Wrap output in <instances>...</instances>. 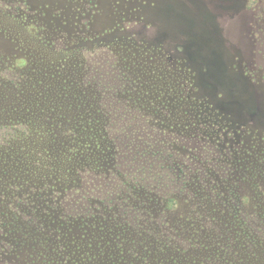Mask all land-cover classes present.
Segmentation results:
<instances>
[{"label":"rangeland","instance_id":"obj_1","mask_svg":"<svg viewBox=\"0 0 264 264\" xmlns=\"http://www.w3.org/2000/svg\"><path fill=\"white\" fill-rule=\"evenodd\" d=\"M2 1L52 47L1 23L0 80H40L41 67L48 76L41 95L2 92L0 118L52 123V154L70 147L66 129L96 118L116 182L89 174L82 188L115 196L122 219L104 230L79 217L75 229L70 197L54 194L63 205L41 194L27 197L11 231L3 208L18 200L0 182V264H47L54 254L60 264H264V0ZM64 46L73 51L58 68ZM22 171L9 183L23 180L15 194L36 198Z\"/></svg>","mask_w":264,"mask_h":264},{"label":"trees","instance_id":"obj_2","mask_svg":"<svg viewBox=\"0 0 264 264\" xmlns=\"http://www.w3.org/2000/svg\"><path fill=\"white\" fill-rule=\"evenodd\" d=\"M2 3L3 1L0 0V6L6 19H0V26H3L1 25L2 22L8 20L9 23H12V26L15 25L24 32L23 34L28 41L43 47H52L50 43L51 41L45 40V43H43L44 45L39 42L33 27L34 25H30L26 16L21 14L17 16L15 14H8L7 10H9L10 7L9 4ZM1 31H3L5 34L7 33L6 29H2ZM119 37L120 36L117 33L112 34L107 41L108 45H111L113 41H116V39H119ZM12 40L14 39L12 38ZM15 40H17V44L25 46L27 49H29L27 45H25L26 43L21 40V35L18 33L16 34ZM101 44L102 42L99 41L97 45ZM64 47L62 48L63 50L61 52H59L60 50L57 49V51H55L57 61L53 62L52 64H55L58 68L63 67L64 64H66V60L71 57L73 51L67 50V46ZM34 59L37 63L41 64V58L39 56H35ZM20 62V66H25V59H20ZM52 64L49 65L52 66ZM44 72V67L39 68L38 73H34L39 76L40 80L34 79L24 83H21V79L12 81H5L4 79L3 81L0 80V94L3 92L4 95H6V93L11 92V98L14 100L16 96L22 94L25 92V90L30 88L32 91H35L41 95L42 90H45V88L43 89L42 87V79L48 76V73ZM1 73L2 72L0 71V76ZM64 82L65 85L62 87L61 85H58L59 82L56 83V93L57 91L60 93V87L62 90H67L70 88V86H72L67 80H64ZM67 82L69 84L68 87L66 85ZM4 99H6L5 96L0 98V101H3ZM50 111L53 113V115H55L53 119L60 118V115H58V108L53 107ZM38 117L39 116H37V118ZM261 117L264 120L262 114ZM41 119H39L38 122L29 124L26 122V120H22L23 122L21 120H11L9 122L5 120V118H0V182H3V186H6L8 190L14 189V191H12V195H14V200H18L15 202L14 208L10 209L4 206L3 219L6 222H3L4 226L9 230L11 229V231L12 228L14 229V227L20 228L21 220L18 216L20 208L22 205L27 206V197H29V200L34 202V200H37L38 197H41V194L53 195L54 197H51L50 199L55 203V200H57L58 203H63V205H65V203L62 201L63 198H58V195L60 194L63 197H70V205H73V211L75 210V212L73 216H68H71L75 229L79 228L77 223H75L79 220V217L80 222L84 219H90L91 223H93V227H97L98 225L99 229L104 230L105 226L107 228L108 225H112L113 222L117 221L118 219H122L120 213L113 210V205L117 203L115 202V196L105 198L110 196L109 194L104 195V193H107L108 191H84L82 188V177L89 174L96 176L92 178L94 180H103L111 177L110 179L116 182L114 179L115 172L112 168L113 165L111 166V164L108 163V159L103 157L105 155L106 149L105 144L108 146V140L106 139L105 135L101 134L97 119H88L87 117V120L79 121L76 127H72L69 130L66 129L64 131V135H67L70 138L71 145L70 147L68 145L62 146L60 149L61 151L55 152V154H52L51 152V144H53V142L56 140V134L54 132L53 125L52 123L46 124L47 121ZM91 158H93V160H91ZM13 159L16 160L20 166L16 165L12 167L11 161H13ZM4 165H9L10 173L8 170L5 171ZM27 168H29L28 172L30 173L28 177L31 180V183L27 186L28 192L34 193L36 198H31L28 193L15 194L16 190L21 188L20 185L23 186V180L20 179L21 181H15L16 183H13V185L9 183V180H11L10 182H13V180L16 179L14 175L21 172L22 170V175L26 174ZM92 184L95 185L97 182L91 183V185ZM87 192L94 193L92 194L93 205L99 203V215H95L94 212H89V206L86 205V203L90 201L86 199V196L88 195ZM99 196L101 198H99ZM128 200L129 198H125L123 201ZM169 202L175 201L171 199ZM58 217L62 218L61 216ZM232 218H234V215ZM250 219H252L251 221L257 223V218L251 217ZM209 223L210 229H214L210 220ZM258 224L264 225V222ZM200 226L204 227L202 224H200ZM227 229H229V227H227ZM219 232L216 234L215 231V234L218 235ZM238 234L242 235L243 233L238 232ZM218 236L222 237L220 234ZM238 240L242 241V239L239 237ZM119 252L123 251L120 250ZM45 261L47 264H60L58 254H54L51 257L45 255Z\"/></svg>","mask_w":264,"mask_h":264}]
</instances>
